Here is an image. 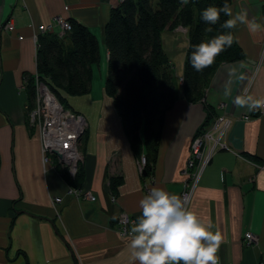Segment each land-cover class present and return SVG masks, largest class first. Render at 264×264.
<instances>
[{
  "label": "crops",
  "instance_id": "0c3cea01",
  "mask_svg": "<svg viewBox=\"0 0 264 264\" xmlns=\"http://www.w3.org/2000/svg\"><path fill=\"white\" fill-rule=\"evenodd\" d=\"M119 3L0 0V264H133L131 235H122L119 217H130L131 230L141 214L140 199L154 186L181 195L191 145L207 116L205 104L216 117L200 134L205 135L203 152L209 159L188 208L211 224V231L221 233V264H264V113L234 103L240 96L264 99V0H232L233 12H246L261 30L251 33L242 24L233 29L244 58L217 68L204 102L184 98L183 71L178 72L179 99L166 114L152 177H143L119 116L100 128L102 118L92 121L81 108L75 110L86 119L87 129L80 145V182L71 183L74 175L68 167L69 178L63 175L58 156L43 163L26 91L27 79L37 74L38 27L58 17L74 19L104 42V26ZM10 22L15 30H7ZM166 33L175 41L173 47L182 48L185 61L187 29L165 31L163 40ZM103 52L104 63L105 44ZM95 91L92 84L87 98L96 101ZM113 177L122 178L117 191L111 189ZM86 192L95 200L87 199ZM57 197L61 202H55ZM248 232L257 237L256 244L244 243Z\"/></svg>",
  "mask_w": 264,
  "mask_h": 264
},
{
  "label": "trees",
  "instance_id": "16d2710c",
  "mask_svg": "<svg viewBox=\"0 0 264 264\" xmlns=\"http://www.w3.org/2000/svg\"><path fill=\"white\" fill-rule=\"evenodd\" d=\"M232 0H120L113 7L104 26L107 49L105 92L112 97L130 146L137 159L145 157L143 177L154 175L166 114L179 99L174 64L164 50L163 33L178 26L187 29L188 46L182 74V93L190 103L204 102L207 89L217 68L241 60L244 53L234 38L233 29L220 27L230 17L221 13L215 25L202 20V12L220 8ZM71 31L59 37L45 33L38 37L37 75L59 98L65 108L76 113L69 97L91 93L94 71L101 61L99 39L88 27L74 19ZM211 28V32L205 31ZM221 33L233 35L234 43L202 72L193 69V46ZM26 91L33 105L36 97L35 75L27 79ZM206 118L196 136L211 126L216 112L205 104ZM86 135V133L84 134ZM84 137V136H83ZM63 175L69 178L63 168ZM82 178L78 169L71 183ZM122 178H111V189L117 191Z\"/></svg>",
  "mask_w": 264,
  "mask_h": 264
},
{
  "label": "clouds",
  "instance_id": "9594fccd",
  "mask_svg": "<svg viewBox=\"0 0 264 264\" xmlns=\"http://www.w3.org/2000/svg\"><path fill=\"white\" fill-rule=\"evenodd\" d=\"M221 13L230 17L220 25L222 29H235L245 25L249 32L256 33L261 26L249 20L246 12H233L225 2L220 8L210 6L202 12L205 24L215 25ZM211 32L212 29L206 28ZM234 43L233 35L221 33L210 40L193 46L191 65L202 72L210 67L217 56ZM238 108L254 111L264 108V99L240 96L235 99ZM140 216L131 228V259L133 264H219L217 252L222 244L219 231H211L185 202L163 188L152 187L139 201Z\"/></svg>",
  "mask_w": 264,
  "mask_h": 264
},
{
  "label": "built area",
  "instance_id": "2783aa9c",
  "mask_svg": "<svg viewBox=\"0 0 264 264\" xmlns=\"http://www.w3.org/2000/svg\"><path fill=\"white\" fill-rule=\"evenodd\" d=\"M6 28L8 31L15 30V24L10 22ZM71 29L72 24L69 20L62 17L55 18L51 24L38 27V33L34 36L35 44L38 48V37L41 34L52 32L59 37H63ZM20 38H23V36ZM35 88L36 97L30 112V119L39 127L43 163H51L53 161L52 156H57L54 152H57L61 156L58 157L59 165L63 168L68 167L71 174L75 176L78 171V164L83 158L80 145L87 129V121L83 115L65 108L55 93L39 79L37 74L35 75ZM261 111L264 113V108H261ZM204 136H196L191 145V155L187 166V171L189 170L190 172H188L185 189L179 196L185 202L186 207L189 206L192 190L199 177L200 170H202L209 159V157L205 158L203 152ZM145 163L146 159L144 156L138 159L141 173ZM75 193L78 192L75 191ZM84 196L87 199L95 200V197L90 192H86ZM61 200L62 198L60 197L55 198V202H61ZM119 222L122 235H131L129 228L131 224L130 217L127 214H121ZM244 243L247 245L256 244L257 237L248 232L244 236ZM219 264H221L220 260Z\"/></svg>",
  "mask_w": 264,
  "mask_h": 264
},
{
  "label": "rangeland",
  "instance_id": "374dc122",
  "mask_svg": "<svg viewBox=\"0 0 264 264\" xmlns=\"http://www.w3.org/2000/svg\"><path fill=\"white\" fill-rule=\"evenodd\" d=\"M174 40L171 37L170 34H165L164 35V40H163V46L164 50L166 53L169 55V57H174V60H172L174 64V70H175V75L177 77L179 71H183L184 68V59L182 56L183 50L182 48L176 49L173 47ZM100 45V51L101 53L103 52L104 48V42L100 39L99 41ZM183 45V43L181 44ZM173 55V56H171ZM102 73L104 75H102ZM95 77L93 80L95 92H93L95 96V100H91V98H87V95L82 96V97H69L68 102L70 106H73L75 109H83V111H86L89 115L91 114L92 116V121H95L97 117H101L102 119L98 120V126L102 128L105 125L110 124V122L114 121L115 119H118V114L115 109L112 97H110L106 92H105V86L104 82L106 80V74H107V64L106 61L101 59L100 64L96 66V69L94 71ZM98 88V89H97ZM80 98L81 101H80ZM82 111V110H81ZM94 116L96 118H94ZM91 119H89L90 121ZM35 124V123H34ZM37 131H39L37 127ZM86 131V130H85ZM85 133V132H84Z\"/></svg>",
  "mask_w": 264,
  "mask_h": 264
},
{
  "label": "water",
  "instance_id": "95a60500",
  "mask_svg": "<svg viewBox=\"0 0 264 264\" xmlns=\"http://www.w3.org/2000/svg\"><path fill=\"white\" fill-rule=\"evenodd\" d=\"M54 153H55L58 157H61L59 153H57V152H54Z\"/></svg>",
  "mask_w": 264,
  "mask_h": 264
}]
</instances>
